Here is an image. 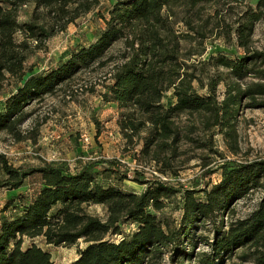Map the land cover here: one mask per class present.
Returning a JSON list of instances; mask_svg holds the SVG:
<instances>
[{
	"label": "trees",
	"instance_id": "obj_1",
	"mask_svg": "<svg viewBox=\"0 0 264 264\" xmlns=\"http://www.w3.org/2000/svg\"><path fill=\"white\" fill-rule=\"evenodd\" d=\"M0 2V89L12 78L17 82L0 111V135L23 140L22 125L33 102L65 90L87 69L110 66V82L102 98L122 109L118 125L126 148L137 160L155 163L161 172L151 178L133 169L134 180L144 188L127 192L112 182L130 172L115 158L88 161L73 171L52 163L16 167L0 152V188L18 189L35 173L44 181L32 198L9 201L19 212L0 220V264H53L51 254L40 246L23 247L25 238L40 236L54 246L83 240L86 245L69 264H224L236 253L241 260L264 264V157L227 160L217 167L210 165L209 157H200V166L206 167L204 176L222 168V178L203 188L178 189L162 179L179 173L185 144L217 152L212 133L202 141L198 132L221 126L231 151L239 152L233 119L242 97L264 96V81L253 80L245 86L227 83V94L219 100L217 87L224 78L216 74L204 81L196 65L187 61L193 54H202L203 47L186 49L184 44L202 45L217 29L216 34L225 40L235 33L246 54L234 59L211 56L209 62L227 68L233 79L250 74L263 79L264 51L251 49V41L255 22L264 16V0H258L255 8L244 5L245 0H114L108 15H101L104 26L95 39L43 73L25 66L28 40L42 44L100 0ZM29 3L34 4L31 17L20 22V8ZM170 90L174 100L166 104L163 99ZM255 104L264 106V101L248 106ZM256 190L262 195L255 208L227 220L233 205ZM177 192L183 200L179 221L158 218L154 211L165 206L163 198ZM92 205H100L105 215L91 213ZM125 220L134 221L137 228L125 233L120 224ZM203 229L214 230L213 236L201 233ZM117 234H122L120 240L109 239ZM200 243L207 249L199 250Z\"/></svg>",
	"mask_w": 264,
	"mask_h": 264
},
{
	"label": "rangeland",
	"instance_id": "obj_2",
	"mask_svg": "<svg viewBox=\"0 0 264 264\" xmlns=\"http://www.w3.org/2000/svg\"><path fill=\"white\" fill-rule=\"evenodd\" d=\"M114 0H100L99 4L90 12L80 16L75 22L70 23L64 31L58 32L50 38L44 40L42 44L38 41L28 40L30 47L27 50V60L25 66L34 72H48L66 60L71 51L78 46L87 45L93 41L104 26V20L101 15H108V9ZM258 0H245L244 5L256 7ZM1 3V2H0ZM242 6L235 10H240ZM34 4H25L20 8L19 21H28L31 17ZM182 25L179 28L182 29ZM220 30H215L199 45L196 41L185 43L186 49L194 47L200 50L203 47L202 54H193L188 59V63L196 65V73L203 77L204 81L209 76L221 75L224 79L217 87L219 100L226 96L227 83L233 81L242 86L253 80H262L248 75L244 79L237 80L230 77L227 68L213 66L209 60L211 56L223 55L229 58H238L244 56L245 50L237 42L235 33H232L229 40L223 36H218ZM20 41V33L16 36ZM38 45V46H37ZM37 46V47H36ZM251 49L264 51V16L255 22L252 34ZM264 69V64H260ZM110 66L98 70H86L76 76L65 90H58L54 95H47L40 102H33L30 106V116L23 122L22 130L26 137L21 141H15L6 134L0 135V152L4 153L9 162L16 167H36L46 163L55 165H64L71 170H75L85 162L94 161L100 158H115L130 169V172L123 180L112 178V182L127 192H140L144 184L137 182L133 169H138L145 176L154 178L160 175L155 163L139 161L133 155V151L127 150L126 140L123 137L118 120L121 118L122 109L115 101H106L102 98V93L107 90L110 82L108 73ZM30 72L25 76L28 77ZM264 77V76H263ZM17 82L11 79L0 89V111L4 108L7 97L16 88ZM195 86L198 84L195 82ZM205 89L201 90L203 92ZM174 100L172 91H167L163 101L168 104ZM264 101V96L256 95V100L242 97L235 123L237 142L239 152L234 154L227 144L224 135L225 128L221 126L213 127L207 133H200L202 141L207 139L208 135H213V150L209 148H199L195 144H185L183 149L186 154L183 166L179 169L177 175L165 176L162 173V179L178 189L203 188L208 184L218 182L222 178V168L209 175L204 176L206 167H201L202 159L200 157H209L212 161L210 165L217 167L221 162L227 160L245 161L258 157H264V106L259 103ZM202 128L201 126H199ZM136 151V150H135ZM189 158V159H188ZM188 159V160H187ZM187 161V162H186ZM0 177L3 174L0 173ZM44 181L40 173L28 176L23 185L18 189L0 188V220L5 217H11L19 211L9 205V201H15V197L26 200L30 199L41 189ZM203 196L202 192L198 193ZM261 191H254L248 197L237 201L233 205L234 212L229 211L227 220L234 217H243L252 211L257 205ZM12 199V200H11ZM165 206L161 210H155L158 218H168L179 221L182 214V193L177 192L168 198H163ZM91 213L103 217L104 209L100 205L89 207ZM121 227L125 233L137 228V224L132 220L122 221ZM209 233L212 237L214 230L201 233ZM122 234L111 235L110 240L118 241ZM36 244L51 254L53 264H69L78 257L79 248H83L86 243L79 240L72 246H54L47 244L43 237L25 238L23 247L27 248ZM199 250L207 249L203 243L199 244ZM224 264H254L251 261L241 260L236 253L231 259L226 260Z\"/></svg>",
	"mask_w": 264,
	"mask_h": 264
}]
</instances>
